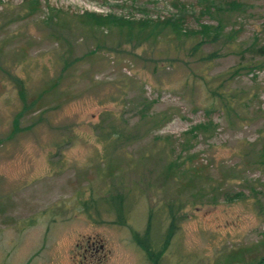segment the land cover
Listing matches in <instances>:
<instances>
[{"label": "rangeland", "instance_id": "rangeland-1", "mask_svg": "<svg viewBox=\"0 0 264 264\" xmlns=\"http://www.w3.org/2000/svg\"><path fill=\"white\" fill-rule=\"evenodd\" d=\"M201 27L219 36L187 57ZM111 120L128 141H99ZM166 203L178 228L149 261L133 235L159 209L160 242ZM260 256L264 0H0V264Z\"/></svg>", "mask_w": 264, "mask_h": 264}, {"label": "trees", "instance_id": "trees-1", "mask_svg": "<svg viewBox=\"0 0 264 264\" xmlns=\"http://www.w3.org/2000/svg\"><path fill=\"white\" fill-rule=\"evenodd\" d=\"M85 17H89L95 24H101L106 21L105 17H102L99 14L96 13H83ZM121 23L127 25V26H132L133 23L126 22V21H120ZM174 27V25H172ZM177 26V25H175ZM175 28V27H174ZM223 28L218 24L215 28L214 31L221 32ZM181 30L178 29L177 31L174 32V34H179ZM216 33V34H217ZM199 35V39L196 42V44L188 50V55L187 57H193L195 56L196 52L199 50L200 46H202L205 42L208 41V38H211L209 41L215 42L217 40V37L219 35H215L213 37H209V31L207 30L206 27H201V32L199 31L197 33ZM190 53V54H189ZM203 60V59H202ZM22 94V92H21ZM211 95L220 102V105L223 104L226 100L225 96L222 93H217V92H211ZM225 104V103H224ZM227 109V108H226ZM106 124V125H105ZM103 124L104 127L107 128V131H102L100 130V136L101 140L103 142H111L112 144H117L120 141L126 142L130 139V133L128 131H124L123 129H119L116 122L114 120H111L107 123ZM193 131L199 133H203L204 129L198 125L196 128H192ZM203 129V130H202ZM202 130V131H198ZM111 146V145H110ZM110 149V147L107 149V151ZM108 155V152H106ZM126 194L123 195L121 193H116V194H109L106 198H101L102 200V205H105L107 207L106 210H109L113 213L114 220L116 223L121 224L124 222V213L126 212V207H125V198ZM94 201L89 200L87 202H84L82 205V208L85 213L89 211V206L94 205ZM114 202V204L110 203ZM97 207V204H96ZM164 210V217L167 220V225L164 230V232L161 233L160 235V242L157 237H155V233H157V229L159 228V224L157 222L156 213L157 214H162L161 211L156 210L155 212L150 211L147 214L145 226L139 235L138 233H135L133 235V241L135 244L142 250V252L145 254L146 259L149 261H154L157 259L158 255L160 252H162L167 244V242H170L171 238L174 236L177 228H178V223H179V217L178 214L181 212L182 207L178 203H166L164 207H161ZM95 215H97V209L95 208ZM155 232V233H154ZM162 236V237H161ZM159 242L158 248L155 250L156 244ZM238 264H264V256H260L259 258L252 260L251 262L247 263H238Z\"/></svg>", "mask_w": 264, "mask_h": 264}]
</instances>
